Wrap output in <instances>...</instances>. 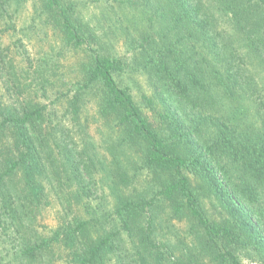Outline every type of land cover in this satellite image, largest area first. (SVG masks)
<instances>
[{
  "label": "trees",
  "instance_id": "16d2710c",
  "mask_svg": "<svg viewBox=\"0 0 264 264\" xmlns=\"http://www.w3.org/2000/svg\"><path fill=\"white\" fill-rule=\"evenodd\" d=\"M25 1L0 0V264H264V0H31L34 58Z\"/></svg>",
  "mask_w": 264,
  "mask_h": 264
},
{
  "label": "rangeland",
  "instance_id": "374dc122",
  "mask_svg": "<svg viewBox=\"0 0 264 264\" xmlns=\"http://www.w3.org/2000/svg\"><path fill=\"white\" fill-rule=\"evenodd\" d=\"M32 1L27 0L25 2H22L19 4L18 7L12 6L10 13L12 14V20L11 23L15 25L16 30L18 31L16 33L15 38H21V43L23 48L21 50H25L29 55L34 58L36 56V52L39 50H45L48 53H55L56 50V42L55 38L51 36V33L48 31L46 37L42 36L39 31V26L34 25L35 22H33L32 18H34V13L32 9ZM85 13L87 15H97L98 11L94 9L86 10ZM35 21L36 20L35 18ZM21 30V31H20ZM14 38V39H15ZM13 39V40H14ZM6 40V39H5ZM12 42V41H11ZM103 200L101 201L102 206L101 208L110 212L113 205V196L112 194H109L108 190L106 191V197H102ZM99 201V199L93 197L91 198L92 204H95ZM58 206H56V203L53 204L51 207H48L47 210L44 212V215L40 221V225H45L49 227H54L58 222V213H57ZM166 220V216L162 215L160 216L161 225L160 230L157 229V238L158 240H169L174 241L177 238H180L183 236L182 230L184 228V221L183 224H180L179 221H171L170 224L169 221H167V224L169 227H166L163 220ZM124 237V236H123ZM128 248H130V245L128 244ZM55 264H65L61 262V260H57Z\"/></svg>",
  "mask_w": 264,
  "mask_h": 264
}]
</instances>
